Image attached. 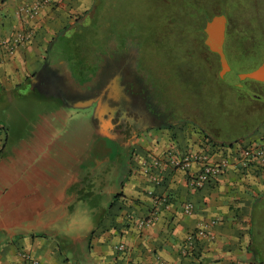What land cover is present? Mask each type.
Returning <instances> with one entry per match:
<instances>
[{
    "label": "crops",
    "instance_id": "obj_1",
    "mask_svg": "<svg viewBox=\"0 0 264 264\" xmlns=\"http://www.w3.org/2000/svg\"><path fill=\"white\" fill-rule=\"evenodd\" d=\"M20 1L29 0H0L1 37L34 29L0 63V264H28L24 253L39 264H264L250 232L264 168L232 167L191 190L184 170L153 167L164 151L214 142L189 121L159 124L129 108L117 96L121 71L95 83L94 71L80 77L69 60L54 63L88 0L47 8L30 24L17 15ZM26 86L40 97L20 110Z\"/></svg>",
    "mask_w": 264,
    "mask_h": 264
},
{
    "label": "rangeland",
    "instance_id": "obj_2",
    "mask_svg": "<svg viewBox=\"0 0 264 264\" xmlns=\"http://www.w3.org/2000/svg\"><path fill=\"white\" fill-rule=\"evenodd\" d=\"M88 1L87 10L75 14L72 27L58 39L66 57L54 63L69 60L80 77L94 71L95 83L117 70L114 66L126 65L147 83L168 117L195 119L200 129L227 143L263 134L264 83L247 79L242 86L238 74L264 60V0ZM217 14L228 19L224 50L235 65V74L225 78L219 76V56L205 42V24ZM19 92L20 110L40 97L27 86ZM253 216L254 240L264 257V202Z\"/></svg>",
    "mask_w": 264,
    "mask_h": 264
},
{
    "label": "built area",
    "instance_id": "obj_3",
    "mask_svg": "<svg viewBox=\"0 0 264 264\" xmlns=\"http://www.w3.org/2000/svg\"><path fill=\"white\" fill-rule=\"evenodd\" d=\"M73 0H29L20 1L17 5V15L21 17L24 23L30 24L39 18L47 8L58 9L66 8L67 4ZM34 29L23 27L15 31L9 38L0 36V63L7 56H11L17 50L33 39ZM259 136H254L248 141L238 140L232 144L219 145L211 144V148L199 147L198 149H188L182 154L174 152L173 149L164 151L163 156H156L152 159L155 168L170 165L187 172V186L191 190L202 188L206 183L217 179L225 174L232 167H242L245 169L257 167L259 170L264 168V132ZM6 135L5 126L0 123V149L3 139ZM146 171H151L150 166L145 165ZM196 170H195V169ZM151 174V173H150ZM154 178H157L156 176ZM194 207L191 203L184 206L186 213H192ZM209 228L211 225H205ZM198 237L208 234L206 229H198ZM193 235L188 237V244H192ZM119 249H125L124 245H119ZM23 257L28 264H39L38 259L33 258L28 253ZM129 264H140L139 262H130ZM161 264H165L164 261Z\"/></svg>",
    "mask_w": 264,
    "mask_h": 264
},
{
    "label": "flooded vegetation",
    "instance_id": "obj_4",
    "mask_svg": "<svg viewBox=\"0 0 264 264\" xmlns=\"http://www.w3.org/2000/svg\"><path fill=\"white\" fill-rule=\"evenodd\" d=\"M228 62H229L230 69L223 74L221 73L219 75L221 78H225L228 74H231V73L235 74V65H233L230 60H228ZM125 66L126 65L114 66V68L117 69V71H121L119 82L121 83L120 90L122 91L118 92V95H117L118 98L120 100L125 99L124 104L128 105L129 108H133L139 111L145 117V119L149 121H155L159 124H167V121H169L170 117H168V115H166V113L160 110V108L157 106L158 104L157 101H154V99L157 98L156 95H154L153 97L150 96L149 94L151 93V89L149 88L147 83H145L144 80H140V78L137 77V74H136L137 72L134 71V69L132 70L134 72H132V71H129V69H127V67ZM245 80L247 79L241 80L242 86L244 85ZM254 81L256 83H264V81H257V80H254ZM181 119L184 122L189 121L195 126L199 125L195 119H185V118H181ZM201 129L204 131L208 130L204 126Z\"/></svg>",
    "mask_w": 264,
    "mask_h": 264
},
{
    "label": "water",
    "instance_id": "obj_5",
    "mask_svg": "<svg viewBox=\"0 0 264 264\" xmlns=\"http://www.w3.org/2000/svg\"><path fill=\"white\" fill-rule=\"evenodd\" d=\"M227 22L228 19L226 15L217 14L209 19L205 24V32L207 35L205 42L210 51L218 54L223 73L230 69L229 62L224 50ZM239 78L241 80L251 79L264 81V60L258 67L254 68L253 70L239 73Z\"/></svg>",
    "mask_w": 264,
    "mask_h": 264
},
{
    "label": "trees",
    "instance_id": "obj_6",
    "mask_svg": "<svg viewBox=\"0 0 264 264\" xmlns=\"http://www.w3.org/2000/svg\"><path fill=\"white\" fill-rule=\"evenodd\" d=\"M212 18V17H211ZM210 18V19H211ZM218 56V54H216ZM208 134V133H207ZM208 137H210V140L214 142V144H219V145H226V144H232L234 143L235 141H238L239 139L235 140V141H230V142H222L220 141L217 137H213L211 135H207ZM261 202H264V196L259 200L257 201V203L254 205V208H253V211H252V218H251V246L257 251L258 255L260 256V253L263 252L262 248H260V246H257L256 245V242L254 240V232H255V221H254V216H253V213H254V210L255 208H257L258 204H260ZM254 230V231H253ZM260 236V235H259ZM262 236H260L261 238ZM261 257V256H260ZM262 259H264V257H261Z\"/></svg>",
    "mask_w": 264,
    "mask_h": 264
}]
</instances>
